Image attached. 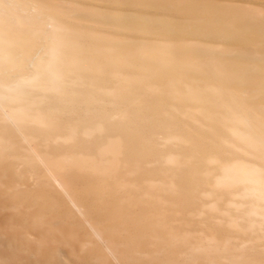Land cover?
<instances>
[{"label": "bare ground", "instance_id": "obj_1", "mask_svg": "<svg viewBox=\"0 0 264 264\" xmlns=\"http://www.w3.org/2000/svg\"><path fill=\"white\" fill-rule=\"evenodd\" d=\"M234 142L264 163V0H0V264H224L204 186L264 201Z\"/></svg>", "mask_w": 264, "mask_h": 264}, {"label": "rangeland", "instance_id": "obj_2", "mask_svg": "<svg viewBox=\"0 0 264 264\" xmlns=\"http://www.w3.org/2000/svg\"><path fill=\"white\" fill-rule=\"evenodd\" d=\"M8 6H11V4H8ZM255 12L250 13V18L255 20V17L253 15ZM11 28H15V25H12L10 23ZM17 30V29H15ZM31 69V67H30ZM39 97H42L39 94ZM117 120H120L122 118V115H115ZM170 116V115H166ZM60 121L64 120V116H61L59 118ZM78 120V119H77ZM54 122V121H52ZM122 123V121H118L117 124ZM258 123H260L258 121ZM204 124V121H203ZM43 126H46V123L42 124ZM116 131H120L121 128L117 127L115 129ZM26 133H32L31 130H26ZM159 140L161 141L162 136H157ZM165 140L163 139V144L160 145V148L162 149H168L170 145L168 143H164ZM236 146V147H235ZM242 146V147H241ZM244 144L239 145L237 142H234L232 148L235 151L236 160L238 162L246 163L253 166H260L263 167L264 163L261 161H257L251 154L250 151L247 150ZM170 152L172 153V156H176L178 160H180V151L177 149H173ZM169 155V153H168ZM153 164L155 158H152ZM215 162H207V166H213ZM183 165V164H182ZM193 166L195 167V164L193 162ZM183 167L190 169L191 163H185ZM181 169V168H180ZM184 170V169H183ZM180 170L178 169H172V183L176 187L177 190L184 191L181 186L177 183V175L179 174ZM219 175L218 169H211V176L213 180H215ZM209 190V196L205 195L204 201L208 208V212L206 213L205 218L203 216L201 219H205L203 222V225H199L201 228H199L200 232L203 233V237L206 240H209L208 243H214L219 248H223V245L225 244V247L227 245H230L231 253L235 254V256H232L231 253L225 254L223 257L224 264H227L229 260L233 262V264H238V261L240 260L241 256H238L239 258H236L238 254L245 253V252H251L254 256L262 257L261 252H263L264 248V201L257 200L255 197H250V195H243L241 193V189L237 187L236 189H232L231 191L224 192L225 189L222 187H216L211 186L210 184H207L204 186V190ZM202 195V194H201ZM180 200H184L182 198H179ZM233 201L234 204H229V201ZM181 202V201H180ZM179 202V203H180ZM216 205L217 207L215 209H209V206ZM204 209V211H205ZM248 210H254L261 216H254L251 220H248L245 216V212ZM185 211V210H184ZM183 212L177 214L175 217L179 218V220L187 215L189 217L184 218L185 221H190V215H193L189 213V211ZM198 217L197 213H194V219ZM177 222H172V225L174 230L176 231ZM194 223H198L195 222ZM196 226V225H195ZM193 235H198L196 230L192 231ZM210 249V248H209ZM212 250V249H211ZM217 256L223 255V252L221 250L212 251ZM215 259V258H212ZM242 261V260H241ZM196 262H198V259H196Z\"/></svg>", "mask_w": 264, "mask_h": 264}]
</instances>
